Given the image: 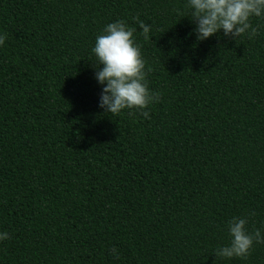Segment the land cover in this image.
<instances>
[{
	"label": "trees",
	"instance_id": "1",
	"mask_svg": "<svg viewBox=\"0 0 264 264\" xmlns=\"http://www.w3.org/2000/svg\"><path fill=\"white\" fill-rule=\"evenodd\" d=\"M185 2L0 0V264H264V244L213 255L233 216L264 225V28L197 42ZM117 20L148 118L97 106L91 48Z\"/></svg>",
	"mask_w": 264,
	"mask_h": 264
},
{
	"label": "clouds",
	"instance_id": "2",
	"mask_svg": "<svg viewBox=\"0 0 264 264\" xmlns=\"http://www.w3.org/2000/svg\"><path fill=\"white\" fill-rule=\"evenodd\" d=\"M177 12L181 17L190 18V24L194 25L190 35L197 42L206 41L221 31L224 38L237 40L246 36L252 40L264 28V0H186L183 9ZM253 18L257 19L255 25ZM137 24L140 35L150 39L152 26L140 20ZM136 30L122 20L107 23L91 48V60L97 69L94 78L102 86L97 106L104 113L118 115L123 110H140L148 118L149 113L143 110L159 99V94L148 88L145 61L134 36ZM5 39L0 34V46ZM247 222L246 218L237 216L227 222L229 241L214 250L215 257L245 258L254 243L264 244V225L249 232ZM9 238L8 232H0V241ZM109 254L119 259L115 247Z\"/></svg>",
	"mask_w": 264,
	"mask_h": 264
}]
</instances>
